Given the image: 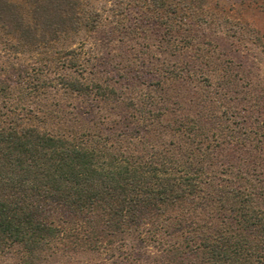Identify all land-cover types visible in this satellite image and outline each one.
I'll use <instances>...</instances> for the list:
<instances>
[{
    "label": "trees",
    "instance_id": "16d2710c",
    "mask_svg": "<svg viewBox=\"0 0 264 264\" xmlns=\"http://www.w3.org/2000/svg\"><path fill=\"white\" fill-rule=\"evenodd\" d=\"M251 9L0 0V264H264Z\"/></svg>",
    "mask_w": 264,
    "mask_h": 264
},
{
    "label": "rangeland",
    "instance_id": "374dc122",
    "mask_svg": "<svg viewBox=\"0 0 264 264\" xmlns=\"http://www.w3.org/2000/svg\"><path fill=\"white\" fill-rule=\"evenodd\" d=\"M16 3H23L24 0H11ZM220 1H226V2H236L237 0H220ZM245 1H251V0H245ZM255 4V3H254ZM248 17L258 26V27H264V15L261 14L258 10L251 9L249 11Z\"/></svg>",
    "mask_w": 264,
    "mask_h": 264
}]
</instances>
